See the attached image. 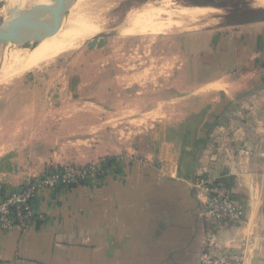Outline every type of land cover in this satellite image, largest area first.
Returning <instances> with one entry per match:
<instances>
[{
  "label": "crops",
  "instance_id": "obj_1",
  "mask_svg": "<svg viewBox=\"0 0 264 264\" xmlns=\"http://www.w3.org/2000/svg\"><path fill=\"white\" fill-rule=\"evenodd\" d=\"M263 25L213 32L208 46L217 60L209 64L220 70L174 103L138 106L129 136L106 130L107 106L96 102L98 120L82 126L85 136L63 143L51 135L44 151L36 149L41 137L26 140L35 145L25 155L31 165L9 185L0 181V200L51 164L105 156L116 164L88 184L42 188L32 198L33 224L0 231V264H199L203 253L228 249L242 252L244 264H264ZM113 91L117 113L121 90ZM198 177L229 188L239 221L204 215Z\"/></svg>",
  "mask_w": 264,
  "mask_h": 264
},
{
  "label": "rangeland",
  "instance_id": "obj_2",
  "mask_svg": "<svg viewBox=\"0 0 264 264\" xmlns=\"http://www.w3.org/2000/svg\"><path fill=\"white\" fill-rule=\"evenodd\" d=\"M82 1L81 12L88 13V8L97 7L101 27L39 67L0 80V181L6 185L13 178L24 177L25 165H31L32 160H26L25 155L30 154L35 145L27 144L26 140L41 137L44 142L38 143L36 149L44 151L51 135L63 143L85 136L79 133L82 126L98 120L97 108L90 105L96 102L107 106L108 111L101 114L106 130L120 129L122 138L129 136L136 126V120L130 121L129 117L136 114L138 106L150 107L154 99L161 98L174 103L178 97L188 94L183 90H193L194 85L220 70L218 63L209 64L210 60L213 63L217 60L208 46L213 32L240 27L264 17V6L252 5L256 0H171V8L209 3L215 11L194 22L195 26L188 23L187 27L131 35L120 33L125 29L120 24L125 12L153 0ZM7 3V0H0V22L4 19L2 9ZM258 28L264 30V25ZM32 44L29 41L20 49H32ZM25 56L27 53L22 58ZM18 57L5 65L0 77L14 64L12 61L19 60ZM113 90H121L117 113L114 112L116 105L112 108ZM141 90L142 94H136ZM147 90H153V94ZM161 90H168L169 95L161 94ZM103 158L83 165L100 163ZM45 171L24 185L38 180Z\"/></svg>",
  "mask_w": 264,
  "mask_h": 264
},
{
  "label": "bare ground",
  "instance_id": "obj_3",
  "mask_svg": "<svg viewBox=\"0 0 264 264\" xmlns=\"http://www.w3.org/2000/svg\"><path fill=\"white\" fill-rule=\"evenodd\" d=\"M38 1L7 0L8 3L4 6V9H2V13L5 16H19L26 13ZM82 2V0L71 1L63 26L57 33L50 37H46L37 43L34 42L35 45H33L32 49L24 51L15 48L11 53L12 60L17 59L20 54L23 56L27 53V56L24 58H22V56L20 58L18 57L19 60L16 62L12 61L14 64L12 63L13 65H10L11 67L0 77V80H7L37 66L39 67L40 64H44L50 61V59H54L58 54L71 49L73 44L75 45V43L78 44L85 40L96 28L101 27V19L97 16V7L91 6L92 8H88V13L87 11L81 12V5H83ZM90 2L92 3V1ZM171 4V0H153L152 2L148 1L137 8L127 10L125 12V17L122 19V23L120 22L125 29H123L124 31H120V33L123 32L132 35L152 31H168L171 27H187L190 26L187 25L188 23H194L215 11V7L212 6H179L171 8ZM252 5L256 8L263 7L264 0H256ZM5 16H3V18ZM193 25L195 26L196 24L194 23ZM216 86L212 85V88H215ZM210 87L211 86L206 88Z\"/></svg>",
  "mask_w": 264,
  "mask_h": 264
},
{
  "label": "built area",
  "instance_id": "obj_4",
  "mask_svg": "<svg viewBox=\"0 0 264 264\" xmlns=\"http://www.w3.org/2000/svg\"><path fill=\"white\" fill-rule=\"evenodd\" d=\"M102 170L100 163L85 165L52 166L45 175L20 189L5 193L0 200V231L12 228L25 230L33 224L37 215L32 198L42 189H55L65 186H79L99 179ZM200 193L204 215L214 220L239 221L242 210L232 199L229 188L215 179L198 177L194 182ZM199 264H244V255L228 249L210 255L203 253Z\"/></svg>",
  "mask_w": 264,
  "mask_h": 264
},
{
  "label": "water",
  "instance_id": "obj_5",
  "mask_svg": "<svg viewBox=\"0 0 264 264\" xmlns=\"http://www.w3.org/2000/svg\"><path fill=\"white\" fill-rule=\"evenodd\" d=\"M71 1L41 0L22 15L4 17L0 22V75L15 48H23L29 41L35 45L61 29Z\"/></svg>",
  "mask_w": 264,
  "mask_h": 264
},
{
  "label": "trees",
  "instance_id": "obj_6",
  "mask_svg": "<svg viewBox=\"0 0 264 264\" xmlns=\"http://www.w3.org/2000/svg\"><path fill=\"white\" fill-rule=\"evenodd\" d=\"M264 17L259 18L258 20H263ZM257 20V19H255ZM116 164V157L114 156H106L102 159L100 162V168L102 170L101 175L99 176L100 178L104 177L107 173L108 170L113 169V167ZM99 178V179H100Z\"/></svg>",
  "mask_w": 264,
  "mask_h": 264
}]
</instances>
